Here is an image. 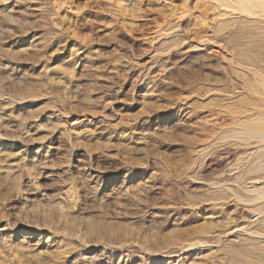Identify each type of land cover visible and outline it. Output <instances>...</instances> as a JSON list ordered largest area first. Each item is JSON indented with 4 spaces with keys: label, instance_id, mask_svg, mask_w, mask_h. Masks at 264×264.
I'll return each instance as SVG.
<instances>
[{
    "label": "rangeland",
    "instance_id": "1",
    "mask_svg": "<svg viewBox=\"0 0 264 264\" xmlns=\"http://www.w3.org/2000/svg\"><path fill=\"white\" fill-rule=\"evenodd\" d=\"M242 50L264 0H0V264H264Z\"/></svg>",
    "mask_w": 264,
    "mask_h": 264
},
{
    "label": "bare ground",
    "instance_id": "2",
    "mask_svg": "<svg viewBox=\"0 0 264 264\" xmlns=\"http://www.w3.org/2000/svg\"><path fill=\"white\" fill-rule=\"evenodd\" d=\"M248 50H242L239 53L240 57L237 61H238L239 70L248 73V75H251L253 79L246 83H241L240 84L241 88L239 89H243V88L248 89L250 95L254 97H257V95L263 96V99L261 100L262 105L259 104L260 106H262L263 109L261 111H255L254 113L248 114L247 116H245L246 118H244V120L239 119V122L242 121V124L244 123V125H247V128L244 131V137H245L244 140L249 142V145H252V149L254 150L257 148H262V147L264 148V75H262L263 74L262 72H261L262 74L260 73L261 70L257 68L259 67V65L258 66L255 65L257 63H255L256 61L252 56L253 54L251 55L250 51ZM255 100L256 98L254 99V101ZM251 104L256 105V102ZM242 115H244V113ZM257 184L259 183L254 181L251 183L250 187L253 188V186Z\"/></svg>",
    "mask_w": 264,
    "mask_h": 264
}]
</instances>
